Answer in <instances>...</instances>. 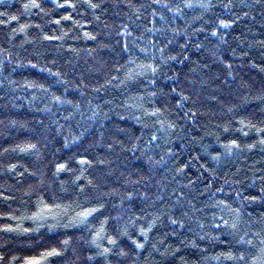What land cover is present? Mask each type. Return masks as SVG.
Instances as JSON below:
<instances>
[{
	"label": "clouds",
	"instance_id": "clouds-1",
	"mask_svg": "<svg viewBox=\"0 0 264 264\" xmlns=\"http://www.w3.org/2000/svg\"><path fill=\"white\" fill-rule=\"evenodd\" d=\"M0 264H264V0H0Z\"/></svg>",
	"mask_w": 264,
	"mask_h": 264
}]
</instances>
